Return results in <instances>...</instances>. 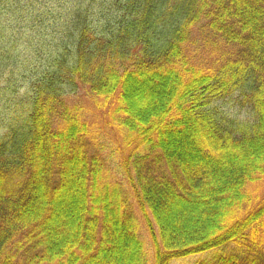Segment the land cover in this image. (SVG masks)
Listing matches in <instances>:
<instances>
[{
  "label": "trees",
  "instance_id": "obj_1",
  "mask_svg": "<svg viewBox=\"0 0 264 264\" xmlns=\"http://www.w3.org/2000/svg\"><path fill=\"white\" fill-rule=\"evenodd\" d=\"M79 85L111 112L108 147L69 101ZM77 177L59 237L45 200ZM256 183L264 0H0V264H264Z\"/></svg>",
  "mask_w": 264,
  "mask_h": 264
},
{
  "label": "rangeland",
  "instance_id": "obj_2",
  "mask_svg": "<svg viewBox=\"0 0 264 264\" xmlns=\"http://www.w3.org/2000/svg\"><path fill=\"white\" fill-rule=\"evenodd\" d=\"M146 85H140L139 88L134 90V97L137 105L141 108L148 107V99L146 101H143V98L145 100V96L143 92L145 91L144 88ZM156 91L155 86H152V93L154 94ZM143 96V97H142ZM154 96L151 94L150 98H153ZM154 100V99H153ZM71 103H78L83 110V113L85 117L89 120L91 125L93 126L94 131L96 134L100 137L102 141L105 142V145L108 147L111 145L113 140L115 139L117 133L116 123L111 117V112L108 111L107 108H104L101 105H98L96 100L90 96L87 88L83 85H79L77 93L73 94L72 97L69 99ZM222 106L225 109V112L227 113L226 117L233 120L235 118H241L244 111L239 105L233 104L232 100H228L227 102L223 103ZM113 130H112V129ZM114 131V132H113ZM116 134V135H115ZM174 142L179 144L181 150L185 153L192 152V148L190 147V144H185L187 142H181L180 139L174 138ZM104 145V146H105ZM105 146V148H106ZM106 152H109V150L106 148ZM115 155V154H114ZM108 158H113L112 155H108ZM79 166V165H77ZM74 190L70 193H66L65 195H56V198L51 200L50 198H46L45 202L49 203V205H53L51 207V215L49 218H47V213L45 212L44 216V225L49 224L54 231H56L60 237L61 230L59 229V226L62 225L61 221V214L67 213L69 215L75 216L76 213L79 210L80 206V197L78 193V177L74 179ZM253 195L257 197V201L260 200L264 195V184L262 183H256L253 186ZM48 199V200H47ZM38 210H44L43 204L39 205L37 207ZM62 212V213H61ZM61 213V214H60ZM138 217V226H139V236L142 240L144 246L146 249L150 251V260L152 257V246H151V240L149 233L144 225V222L142 220V217L139 213H137ZM110 218L115 219L116 215L113 212L112 215H110ZM57 222H56V220ZM121 244V243H119ZM128 246L122 247L124 254H126V250L128 251ZM128 260V259H127ZM202 260H210V257L205 254L196 255L191 258H185V259H179V260H173L170 264H196L199 261ZM120 264H124L123 261H120ZM151 264V263H150Z\"/></svg>",
  "mask_w": 264,
  "mask_h": 264
}]
</instances>
